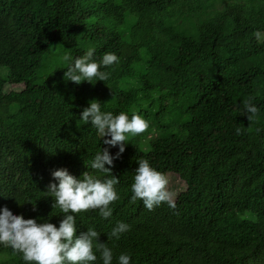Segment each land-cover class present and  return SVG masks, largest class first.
Instances as JSON below:
<instances>
[{"label":"trees","instance_id":"1","mask_svg":"<svg viewBox=\"0 0 264 264\" xmlns=\"http://www.w3.org/2000/svg\"><path fill=\"white\" fill-rule=\"evenodd\" d=\"M93 45L120 56L109 79L67 80L63 54ZM93 98L150 124L110 166L113 216L78 214L77 234L94 224L104 242L124 220L108 242L132 264H264V0H0V206L59 225L52 170L80 176L97 150H119L80 119ZM144 157L181 181L175 208L131 200ZM0 264L25 262L0 245Z\"/></svg>","mask_w":264,"mask_h":264},{"label":"clouds","instance_id":"2","mask_svg":"<svg viewBox=\"0 0 264 264\" xmlns=\"http://www.w3.org/2000/svg\"><path fill=\"white\" fill-rule=\"evenodd\" d=\"M119 60L120 56L115 51H105L96 58L94 45L88 46L81 55L75 57L65 52L62 56L63 64L66 65L64 76L76 83L85 80L92 83L107 81L111 72L105 68ZM253 100L254 97L246 99L241 111L248 115L249 120L260 111ZM80 119L84 123L91 122V126L104 138V145H118L119 150L116 153H112L109 147L97 150L87 163L91 171H84L80 176L73 174L67 167L52 170L51 175L55 180L49 184L46 195L54 198L53 206L64 214L58 226L50 218H26L8 205L0 206V245L19 253L25 264H113L114 259L118 264H132L130 251H121L117 256L114 247L108 242L113 238L119 240L121 234L131 229L130 223L117 220L111 230L106 232L108 240L102 242L99 237L103 231L94 224H87V230L77 234V221L78 214L90 209L98 210V214L105 219L113 216L112 202L120 198L117 190L120 177L113 174L110 166L125 151L129 136L144 132L150 121L139 110H133L131 115L123 110H107L96 98L83 108ZM236 132L242 134L244 129L238 126ZM173 178H176L174 174L167 176L148 158L138 159L131 184V200L142 199L150 210L162 202L175 208L174 194L168 187Z\"/></svg>","mask_w":264,"mask_h":264},{"label":"rangeland","instance_id":"3","mask_svg":"<svg viewBox=\"0 0 264 264\" xmlns=\"http://www.w3.org/2000/svg\"><path fill=\"white\" fill-rule=\"evenodd\" d=\"M170 141H171V139H170ZM178 185H179V181L176 178H173L172 182H171V186H178ZM174 191L177 192V189H175Z\"/></svg>","mask_w":264,"mask_h":264}]
</instances>
